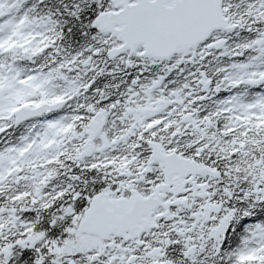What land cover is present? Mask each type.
Returning <instances> with one entry per match:
<instances>
[{
	"label": "snow or ice",
	"instance_id": "1",
	"mask_svg": "<svg viewBox=\"0 0 264 264\" xmlns=\"http://www.w3.org/2000/svg\"><path fill=\"white\" fill-rule=\"evenodd\" d=\"M42 2L0 0V264H264V0H75L71 55Z\"/></svg>",
	"mask_w": 264,
	"mask_h": 264
},
{
	"label": "trees",
	"instance_id": "2",
	"mask_svg": "<svg viewBox=\"0 0 264 264\" xmlns=\"http://www.w3.org/2000/svg\"><path fill=\"white\" fill-rule=\"evenodd\" d=\"M75 3V0H43L42 3L38 5L37 11L41 13L51 12L53 14V19H56L61 27L65 29L66 36L65 39L60 41V46L68 54H75L76 51H79L91 42L88 39H84L81 36L82 29L80 24L75 22L73 18L67 14L66 8L68 11L71 10L72 5ZM71 28V32H67V29ZM244 33H240L239 36L232 34L230 39L236 41L244 36ZM211 59V57H209ZM39 63V61L37 62ZM117 65L115 63H108L105 73L97 78V85L103 88L105 85H108L106 91H112L113 93H118L123 87L122 81H130L133 76L140 73L139 67L133 68H124L122 65L119 68V71H116ZM111 71L112 74H111ZM158 69L156 67H151L143 73V75L148 76L154 73H157ZM121 72V73H120ZM115 85H120L121 88L114 87ZM241 93L247 95V92L244 89L240 90ZM11 137L15 139L21 135L20 128L9 130Z\"/></svg>",
	"mask_w": 264,
	"mask_h": 264
},
{
	"label": "flooded vegetation",
	"instance_id": "3",
	"mask_svg": "<svg viewBox=\"0 0 264 264\" xmlns=\"http://www.w3.org/2000/svg\"><path fill=\"white\" fill-rule=\"evenodd\" d=\"M230 35H232V34H230ZM112 72H113V71H111V74H112ZM120 73H121V72H120ZM19 128H20V131H21L20 134H22V133H24V132L27 131V127H26V126H21V127H19ZM9 130H11V129H9Z\"/></svg>",
	"mask_w": 264,
	"mask_h": 264
}]
</instances>
